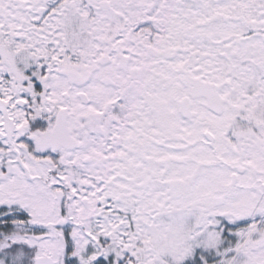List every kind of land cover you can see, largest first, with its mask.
<instances>
[{
    "label": "snow or ice",
    "instance_id": "6c2138e0",
    "mask_svg": "<svg viewBox=\"0 0 264 264\" xmlns=\"http://www.w3.org/2000/svg\"><path fill=\"white\" fill-rule=\"evenodd\" d=\"M0 264H264V0H0Z\"/></svg>",
    "mask_w": 264,
    "mask_h": 264
}]
</instances>
